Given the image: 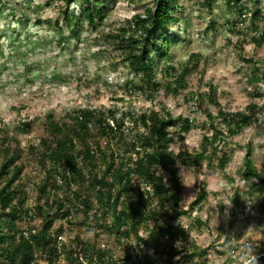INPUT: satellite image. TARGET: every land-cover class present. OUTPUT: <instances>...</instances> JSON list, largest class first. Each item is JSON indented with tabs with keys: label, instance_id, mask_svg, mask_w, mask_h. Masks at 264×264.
I'll return each instance as SVG.
<instances>
[{
	"label": "trees",
	"instance_id": "1",
	"mask_svg": "<svg viewBox=\"0 0 264 264\" xmlns=\"http://www.w3.org/2000/svg\"><path fill=\"white\" fill-rule=\"evenodd\" d=\"M63 1L68 4L72 0ZM104 1L81 0L80 14L63 9L61 21L73 35L84 21L91 25L101 23L106 17ZM225 2L244 21L240 0ZM177 3L178 0H153L142 12L132 14L127 28L109 32L113 46L143 81L129 80L133 89L160 87L155 79L158 61L170 57L171 44L179 39V33L171 32L172 23L180 18ZM1 6L2 0L0 10ZM253 16L264 19L260 10L253 12ZM237 19L231 24L236 25ZM59 20L56 18L54 25L62 31ZM35 21L44 22L41 18ZM253 27L259 31L251 36L252 41L260 45L264 29H259L255 22ZM247 61L254 65L249 78H264L261 65L252 57H247ZM195 67L197 60L182 66L167 62L161 70L173 79L165 87L178 93L187 86L186 75ZM250 93L264 95L258 86ZM202 95L197 93L196 98ZM209 95L218 104L211 83ZM261 105L249 101L242 110L235 111L218 104L214 114L206 112V127L212 132L202 135L199 148L189 150L181 146L177 151L171 143L178 138L183 140V133L192 128L193 121L169 110L130 108L118 115L114 107L83 106L72 108L61 117L49 111L44 116L38 143H29L27 147L43 172L35 186L37 199L33 206L25 205L27 195L18 182L23 149L16 134L0 127V264H60L61 257L68 264H189L196 252L206 254L207 247L190 239L189 227L175 221L181 215L189 216L208 195L203 185L187 207L181 204L183 182L179 163L193 168L204 163L209 168L223 169L230 151L225 137L256 121L264 101ZM33 124L32 118L22 119L18 128L27 129ZM241 173L252 179L248 187L254 195L264 193V170L254 166L250 142L245 145ZM134 178L142 185H136ZM231 200L233 220L242 208L238 190ZM259 207L264 212V202ZM35 215L41 216V225L36 229L18 225L19 220ZM57 217L59 222L55 223ZM63 219H73L78 224L70 243L61 238L65 229ZM195 220L201 222L198 217ZM85 222L92 223L88 227L94 229L95 235L100 234L99 227L113 233L122 244V254L117 256L105 244L96 243L92 234H84L79 225ZM74 242L80 244V253L76 252ZM226 259L227 264L233 260L231 256Z\"/></svg>",
	"mask_w": 264,
	"mask_h": 264
},
{
	"label": "rangeland",
	"instance_id": "2",
	"mask_svg": "<svg viewBox=\"0 0 264 264\" xmlns=\"http://www.w3.org/2000/svg\"><path fill=\"white\" fill-rule=\"evenodd\" d=\"M152 1L105 0L103 21L96 25L84 21L73 35L61 21L62 10L67 8L75 15L80 14L81 0L68 4L63 0H2L0 127L16 134L23 149L18 182L27 195L25 205L35 204V186L43 175L27 147L29 143H38L43 133L44 116L49 111L61 117L66 111L83 106L114 107L118 115L130 108L169 110L173 115L188 116L193 121L192 128L183 133V140L178 138L171 143V148L177 151L181 146L189 150L199 148L202 135L212 132L206 127L209 122L206 112L214 114L218 104L235 111L242 110L249 101L262 106L264 95L250 91L258 86L264 93V78H249L254 65L247 57H252L264 69V41L257 45L251 38L259 31L253 27L254 22L259 29H264V19L253 16L257 10L264 16V0H240L244 21H240L242 16H238V11L225 0H178L176 10L180 18L172 23L171 32L179 33V39L172 42L170 57L158 61L155 79L160 87L157 90L133 89L129 80L143 81L113 46L108 34L127 28L132 14L142 12ZM36 18L44 22L37 23ZM56 18H60L62 31L54 25ZM236 18L237 24L232 25ZM194 60H197V67L186 75L187 86L178 93L167 89L165 83L173 76L164 75L162 67L167 62L182 66ZM210 83L216 89L218 104L209 95ZM197 93H203L202 97L196 98ZM30 118L34 120L32 126L18 128L22 119ZM225 140L230 151L223 169L209 168L204 163L198 168L179 163L184 207L189 205L199 187L205 185L208 191L206 200L189 216L181 215L175 220L189 227L192 241L207 247L206 254L196 252L189 264H227V256L233 258L229 264H243L246 251L255 255L264 251V212L259 207V203L264 202V193L254 195L248 187L252 179L241 173L248 142L252 145L254 166L264 170V109L258 112L256 121L233 136L227 135ZM101 141L103 143L104 139ZM134 180L136 185H142L137 178ZM235 190L240 194L242 208L231 220V197ZM196 217L201 222L196 221ZM63 222L65 229L61 238L70 243L78 224L73 219H63ZM18 225L36 229L41 225V216L19 220ZM79 226L84 234H92L99 245L105 244L117 256L122 254V244L116 241L113 233L99 227L100 234L95 235L94 229L88 227L92 226L91 222ZM140 233L145 234V231L140 230ZM73 246L80 253V244L74 242ZM38 259L41 260L39 256ZM262 259L264 256L258 258ZM60 264L68 263L61 257Z\"/></svg>",
	"mask_w": 264,
	"mask_h": 264
},
{
	"label": "clouds",
	"instance_id": "3",
	"mask_svg": "<svg viewBox=\"0 0 264 264\" xmlns=\"http://www.w3.org/2000/svg\"><path fill=\"white\" fill-rule=\"evenodd\" d=\"M243 264H258V256L253 254L251 251H246Z\"/></svg>",
	"mask_w": 264,
	"mask_h": 264
},
{
	"label": "built area",
	"instance_id": "4",
	"mask_svg": "<svg viewBox=\"0 0 264 264\" xmlns=\"http://www.w3.org/2000/svg\"><path fill=\"white\" fill-rule=\"evenodd\" d=\"M257 256H258V258L261 257V256H264V251L258 253Z\"/></svg>",
	"mask_w": 264,
	"mask_h": 264
},
{
	"label": "water",
	"instance_id": "5",
	"mask_svg": "<svg viewBox=\"0 0 264 264\" xmlns=\"http://www.w3.org/2000/svg\"><path fill=\"white\" fill-rule=\"evenodd\" d=\"M258 264H264V260H258Z\"/></svg>",
	"mask_w": 264,
	"mask_h": 264
}]
</instances>
